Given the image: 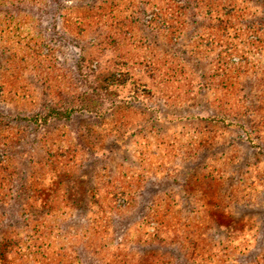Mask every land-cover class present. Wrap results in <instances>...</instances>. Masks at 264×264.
I'll list each match as a JSON object with an SVG mask.
<instances>
[{"label": "rangeland", "instance_id": "obj_1", "mask_svg": "<svg viewBox=\"0 0 264 264\" xmlns=\"http://www.w3.org/2000/svg\"><path fill=\"white\" fill-rule=\"evenodd\" d=\"M0 264H264V0H0Z\"/></svg>", "mask_w": 264, "mask_h": 264}, {"label": "trees", "instance_id": "obj_2", "mask_svg": "<svg viewBox=\"0 0 264 264\" xmlns=\"http://www.w3.org/2000/svg\"><path fill=\"white\" fill-rule=\"evenodd\" d=\"M65 111V110H64ZM220 119H225L224 117L223 118H220Z\"/></svg>", "mask_w": 264, "mask_h": 264}]
</instances>
